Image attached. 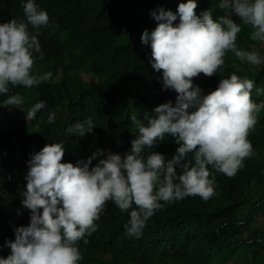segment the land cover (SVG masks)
<instances>
[{
  "label": "trees",
  "instance_id": "16d2710c",
  "mask_svg": "<svg viewBox=\"0 0 264 264\" xmlns=\"http://www.w3.org/2000/svg\"><path fill=\"white\" fill-rule=\"evenodd\" d=\"M34 2L47 12L49 24L39 30L43 59L34 53L32 72H51L52 76L31 88L10 86L9 95L19 94L27 111L0 106V238L10 220L12 227L20 222L12 213H4L5 207L18 200L20 173L16 170L22 161L11 157L12 148L21 153L20 149L31 141L38 152L45 144L58 140L64 144L67 158L74 161L97 147L109 148L107 154L123 156L138 134L130 117L144 120L153 115L156 106L169 101L174 105L176 98L173 90L163 88L162 73L154 71L150 63V45L142 44L140 37L145 29L151 32L156 27L152 11L164 8L175 13L178 4L186 0ZM196 2L197 14L208 9L218 19L226 13L218 6L221 0ZM24 3L26 0H0V23L12 19L26 22ZM232 19L241 23L235 16ZM178 22L177 18L174 24ZM242 29L237 37L238 48L257 51L264 58V42L249 38V26L242 25ZM29 31L35 34L31 25ZM224 59L225 65L214 76L200 74L194 78L193 84L201 88V94H208L222 78L236 74L254 81L252 100L264 103V63L250 65L231 51ZM6 99L0 95V105ZM65 103L68 117L59 110ZM30 112L34 115L29 116ZM50 116L51 123L47 119ZM89 118L95 125L91 133L83 137L68 133L75 122ZM248 139L252 155L235 176L229 178L209 166L213 172L210 178L215 181L214 196L208 200L189 196L170 204L161 202L163 207L148 219L139 238L127 235L128 213L109 201L96 221L97 230L86 237L88 243L78 244L83 257L79 264H235L234 257L239 256L248 261L246 264H264V109ZM177 147L169 135L151 151L169 159ZM25 184L20 189L21 197ZM248 190L255 193L253 197ZM245 204L250 208L244 217L241 209ZM256 218L260 224L251 229L250 223Z\"/></svg>",
  "mask_w": 264,
  "mask_h": 264
},
{
  "label": "clouds",
  "instance_id": "9594fccd",
  "mask_svg": "<svg viewBox=\"0 0 264 264\" xmlns=\"http://www.w3.org/2000/svg\"><path fill=\"white\" fill-rule=\"evenodd\" d=\"M218 6L226 10L218 19L208 9L197 14L196 0L179 3L175 13L164 8L150 13L156 27L151 32L145 29L140 40L150 45L152 69L162 73L163 88L176 93L175 104H159L144 120L132 115L138 134L123 156L97 147L74 161L67 158L65 146L58 140L38 152L31 141L21 153L10 150L22 166L16 170L20 173L18 200L5 207L4 213H12L20 222L12 227L10 220L0 238V264H79L83 257L78 244L88 243L86 237L97 230L96 221L109 201L128 213L127 235L139 238L148 219L163 204L189 196L208 200L215 195L209 166L229 178L244 167L253 151L249 134L264 109V103L252 100L254 81L232 74L202 95L193 80L200 74L212 77L219 72L229 51L250 65L264 63L257 51L237 46L242 25L252 29V41L264 42V0H221ZM23 11L26 22L12 19L0 23V95L7 96L0 106L27 111L19 94L9 95L10 86L31 88L48 81L52 73L32 72L34 53L43 59L37 37L40 28L49 24V16L34 0H26ZM177 18L179 22L174 24ZM67 108L65 103L59 109L65 117ZM47 119L53 122L51 116ZM94 127L89 118L75 122L67 131L83 137ZM169 135L178 147L166 159L151 149ZM100 157L93 166L92 161Z\"/></svg>",
  "mask_w": 264,
  "mask_h": 264
},
{
  "label": "rangeland",
  "instance_id": "374dc122",
  "mask_svg": "<svg viewBox=\"0 0 264 264\" xmlns=\"http://www.w3.org/2000/svg\"><path fill=\"white\" fill-rule=\"evenodd\" d=\"M171 0H168L167 3H169ZM85 78V80H89L87 77H83ZM251 196L253 197V195L255 194L253 191L250 192ZM264 199H262L263 201ZM249 212V205H245L242 209V216H246ZM255 220H257L255 222ZM254 222H255V225H254ZM260 224V219L256 218V219H253L252 222L250 223V228L253 229V227H257L258 225ZM236 259L235 261V264H246L248 263V261L246 259H244L242 256H239V257H234Z\"/></svg>",
  "mask_w": 264,
  "mask_h": 264
}]
</instances>
